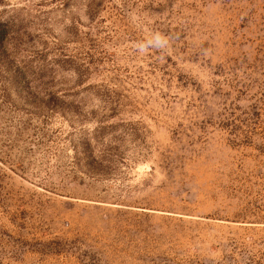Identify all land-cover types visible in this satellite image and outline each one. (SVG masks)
<instances>
[{"label":"rangeland","instance_id":"rangeland-1","mask_svg":"<svg viewBox=\"0 0 264 264\" xmlns=\"http://www.w3.org/2000/svg\"><path fill=\"white\" fill-rule=\"evenodd\" d=\"M0 264H264V0H0Z\"/></svg>","mask_w":264,"mask_h":264},{"label":"clouds","instance_id":"clouds-1","mask_svg":"<svg viewBox=\"0 0 264 264\" xmlns=\"http://www.w3.org/2000/svg\"><path fill=\"white\" fill-rule=\"evenodd\" d=\"M154 41L156 44L158 45H162V44H165L166 43V40L164 37H162L160 34H156L155 37H154ZM149 43L151 44L152 41H149ZM143 50V49H141Z\"/></svg>","mask_w":264,"mask_h":264}]
</instances>
